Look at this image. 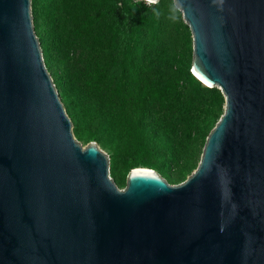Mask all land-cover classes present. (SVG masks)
Wrapping results in <instances>:
<instances>
[{"label": "water", "instance_id": "water-1", "mask_svg": "<svg viewBox=\"0 0 264 264\" xmlns=\"http://www.w3.org/2000/svg\"><path fill=\"white\" fill-rule=\"evenodd\" d=\"M173 1L224 112L184 182L135 168L120 189L75 137L32 0H0V264H264V0Z\"/></svg>", "mask_w": 264, "mask_h": 264}, {"label": "trees", "instance_id": "trees-1", "mask_svg": "<svg viewBox=\"0 0 264 264\" xmlns=\"http://www.w3.org/2000/svg\"><path fill=\"white\" fill-rule=\"evenodd\" d=\"M32 13L75 137L107 151L115 183L135 168L184 182L225 99L192 74V34L174 1L32 0Z\"/></svg>", "mask_w": 264, "mask_h": 264}, {"label": "rangeland", "instance_id": "rangeland-1", "mask_svg": "<svg viewBox=\"0 0 264 264\" xmlns=\"http://www.w3.org/2000/svg\"><path fill=\"white\" fill-rule=\"evenodd\" d=\"M145 1V0H144ZM50 74H51V72H50ZM64 104V103H63ZM65 106V105H64ZM65 109H66V111H67V108L65 107ZM82 143V145L83 146H87L88 144H85L84 142H81ZM100 147V146H99ZM100 149L102 150V151H104L107 155H108V153H107V151H105L104 149H102L101 147H100ZM109 156V155H108ZM173 173H175V172H173ZM119 175H118V177H121V173H118ZM177 174H174V177L176 176ZM167 180V179H166ZM170 184H172V185H177V184H173V183H170ZM125 186H126V183H125ZM125 186H123L122 188L121 187H119L120 189H124L125 188Z\"/></svg>", "mask_w": 264, "mask_h": 264}, {"label": "clouds", "instance_id": "clouds-1", "mask_svg": "<svg viewBox=\"0 0 264 264\" xmlns=\"http://www.w3.org/2000/svg\"><path fill=\"white\" fill-rule=\"evenodd\" d=\"M149 2H150V3H155V2H156V0H149Z\"/></svg>", "mask_w": 264, "mask_h": 264}]
</instances>
